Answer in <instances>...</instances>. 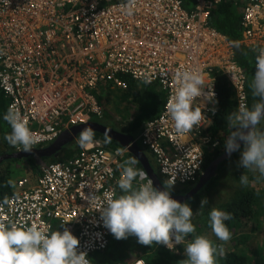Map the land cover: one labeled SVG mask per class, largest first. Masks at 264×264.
I'll return each mask as SVG.
<instances>
[{
	"label": "built area",
	"instance_id": "obj_1",
	"mask_svg": "<svg viewBox=\"0 0 264 264\" xmlns=\"http://www.w3.org/2000/svg\"><path fill=\"white\" fill-rule=\"evenodd\" d=\"M193 2V10H187L182 0H0V89L8 109H17L38 137L33 150L48 148L76 126L102 120L106 107L100 87L126 89L122 78L127 77L156 84L167 94L160 115L134 141L154 157L166 186L195 182L207 153L223 147L211 133L218 115L217 78L232 87L236 110L248 105L246 73L229 36L212 27L211 14L222 3L237 6L242 14L238 42L257 55L254 49L264 47V0ZM184 71L201 74L205 87L193 101L205 119L186 132L175 129L168 112ZM95 141L77 147L68 160L42 162L35 182L20 179L19 191L7 203L0 198V222L49 234L67 227L92 264L112 237L97 209L117 196L131 146L111 149ZM140 183L146 180L137 177Z\"/></svg>",
	"mask_w": 264,
	"mask_h": 264
},
{
	"label": "clouds",
	"instance_id": "obj_2",
	"mask_svg": "<svg viewBox=\"0 0 264 264\" xmlns=\"http://www.w3.org/2000/svg\"><path fill=\"white\" fill-rule=\"evenodd\" d=\"M232 44L236 48L240 47L238 41H233ZM254 51L257 53L256 71L250 84L253 103L250 107L239 105L236 111L227 115L229 132L225 139V152L231 155L234 151H240L242 142L239 164L245 170L257 173L256 179L260 180L264 179V127H261V122L264 121V47ZM178 80L179 87L169 102L168 112L177 131H191L205 119L199 107L193 108V101L204 92V80L201 74L192 71L178 74ZM150 82V79L145 80V83ZM3 119L11 128L5 135L8 144L19 147L24 152H31L38 143V137L29 128L27 119L14 107H9ZM95 142V131L89 126L81 130L75 145L76 148H87ZM105 142H111V137L106 135ZM129 156L122 165L117 196L107 197L97 209L104 226L116 239H126L132 235L143 245H152L154 242L163 244L166 250L175 255L179 253L172 248L173 238L176 245H184L186 238L191 235L192 239L184 247L186 259L181 264H217V258L225 255L224 244L232 238V233L225 224V221L232 219L231 213L217 208H212L209 212L210 227L222 242L219 245L205 235H195L192 208L188 203H181L171 197L170 190L174 181L166 186L159 170L152 167L165 187L164 190L157 189L148 172L142 166V169H137L138 165L135 167L137 159L130 154ZM137 177H143L146 183L137 184ZM240 183L248 185L246 174L240 176ZM185 186L187 185H179L180 188ZM7 202L5 198L3 203ZM206 204L207 199H203L201 209ZM78 245V238L67 227L63 232L56 230L49 234L36 226L21 227L15 223L8 225L0 222V264H89L87 254L78 251Z\"/></svg>",
	"mask_w": 264,
	"mask_h": 264
},
{
	"label": "trees",
	"instance_id": "obj_3",
	"mask_svg": "<svg viewBox=\"0 0 264 264\" xmlns=\"http://www.w3.org/2000/svg\"><path fill=\"white\" fill-rule=\"evenodd\" d=\"M184 8L191 10L194 8V0H182ZM242 19L241 11L237 6H233L229 3H222L217 6L211 14L210 23L219 32L229 36L230 40L238 41L242 35L240 22ZM236 61L244 69L247 77V93H248V106L250 107L253 103V97L250 89V79L253 77L255 69V54L250 52L241 46L239 48L235 47ZM126 80L127 92L125 93L128 99L132 100L136 105L138 112H142L138 117L133 120L127 127L124 134L131 136L133 139H137L142 130L144 124L148 121L142 122L146 119V112L150 116H154L157 111V116L162 112L165 105V97L167 99V94L156 84L146 85L136 82L131 78L124 77ZM216 87L219 93L218 100V115L214 121V125L211 128V133L214 137H217L221 143L223 140L221 136L218 135L220 130H225L227 122V115L233 111H236L235 94L232 87L223 77H218L216 82ZM2 91V90H1ZM0 91V93H2ZM4 94V93H3ZM5 96V95H4ZM102 96H99V100L103 102ZM1 98V94H0ZM5 100L7 102L8 99ZM9 101V100H8ZM164 102V103H163ZM104 103V102H103ZM9 104V103H8ZM6 105V104H5ZM8 107V106H7ZM161 107L160 113L159 108ZM2 110H6L5 107H1ZM8 110V109H7ZM6 110V112H7ZM155 117V118H156ZM154 119V118H153ZM152 120V119H151ZM6 122V121H5ZM142 123V124H141ZM3 124V123H1ZM7 124V130L10 132L11 128ZM261 127H264V121L261 122ZM105 139L99 133H95V139ZM99 139V140H100ZM4 141L7 148L13 147ZM110 147L119 148L120 146L111 141L108 143ZM140 148L145 150L141 145ZM243 147H241L242 149ZM240 149V151H241ZM79 149L76 145H69L65 148L60 159H70L74 157ZM240 151H237L234 156L224 160L220 163L218 172L214 178H212L207 185L199 191L194 198L188 200L186 203L194 210L201 204V201L211 195L212 192L218 193L219 186H221L220 180L225 174L226 165L229 162L234 163ZM221 151L217 150L215 152L207 153L203 170L213 161L217 160ZM33 158L28 159L31 161ZM57 159H45V162L56 161ZM151 162V161H150ZM36 172L39 171L37 166L33 164ZM137 169H142L138 165ZM156 170V168H155ZM157 171V170H156ZM9 177L5 174H0V198L4 199L15 194L14 189H12L11 184H9ZM200 176L197 178L196 182H193L185 186L181 191H178V195L187 194L198 182ZM236 181H240L236 178ZM231 190V197L227 198L225 202L216 203L214 208L223 210L225 212L231 213L232 219L225 221L230 232L232 233V243H235L234 248H225V255L223 257L217 258V264H264V237L256 239V242L251 243V234L248 235L244 232L250 227H259L261 224L260 216L264 211L263 197L257 189H250L247 186L241 185L239 187H229ZM200 200V203H199ZM212 208H207L202 211V215L198 216L196 223L197 231L204 230L205 234L213 239H216L217 245H219L218 238L214 235L210 224H209V212ZM203 234V235H205ZM234 239V240H233ZM140 250V257H143L147 264H181L184 259L181 256L172 254L165 249L163 244L153 243L152 245H143L138 242L137 237L128 236L126 239H116L112 234L110 243L107 249L103 253H96L93 256V264H128L130 263L131 253L136 249ZM236 248V249H235Z\"/></svg>",
	"mask_w": 264,
	"mask_h": 264
},
{
	"label": "rangeland",
	"instance_id": "obj_4",
	"mask_svg": "<svg viewBox=\"0 0 264 264\" xmlns=\"http://www.w3.org/2000/svg\"><path fill=\"white\" fill-rule=\"evenodd\" d=\"M241 6L243 7L244 4H242ZM252 78L250 79V84H251ZM99 93L102 96L101 98L104 101L106 112H105L104 118L97 122H99V124L102 123L103 125L109 128H113L115 130H118L124 133L127 130L128 125L137 116L138 110H137L136 105L133 103L132 100L128 99L127 96H119L120 92H116L114 95V98L107 92L105 93L104 88H102L99 91ZM1 107H5V104L1 103L0 101V157L5 154L13 153V151H11V148L5 147L6 144L4 141V137L7 133H9V131L7 130V124L5 120L3 119L4 114L6 113V110H2ZM138 114H142V112H138ZM228 132H229L228 124L226 125L225 130H220L218 132V135L221 136V139L223 140V143H222L223 147L220 150L222 154L220 156H222L225 152V139L228 135ZM103 142H102L103 145L109 146L108 143L105 142V139L103 140ZM242 150L243 148L241 149V151ZM32 158L33 159L31 161H27L26 159H16V160L13 159V160H9L3 163L4 165L0 164L1 165L0 174H5L6 176L9 177L8 179L9 181L12 182L11 187L12 189H14L15 193L19 191V189L17 188V182L20 179L26 178L30 180L40 175V168L43 165V163L40 159H37L35 157H32ZM239 161H240V154L234 163L229 162L226 165L225 174L222 176V179L220 180L221 186H219L218 193H216V191L212 192L209 197L205 198L207 199V204L204 206L203 209H201V204H200L194 210L192 222L194 223L195 226L198 220V216L199 214L200 216L202 215L201 213L203 210L207 208H214L216 207L215 206L216 203L225 202L227 198L231 197V190L229 189V187L241 186L242 184L240 183V181H236V178L238 177L240 180V176L243 174H246L249 179V183L247 187H249L250 189H257L258 192H260L261 196L264 198V179L257 180L256 177L258 174L245 170L243 167L240 166ZM33 164H35L37 168L39 169L38 172L35 171ZM157 176L159 177L158 174ZM199 203H200V200H199ZM263 203H264V199H263ZM260 218H261V222H260L261 225L258 228L253 226V227H250L244 230L246 234L248 235L251 234V243L252 241L256 242V239L253 240L254 238H260L261 240L264 237V211H263V214L260 216ZM203 234H205L204 230L197 231V228H196L195 235H203ZM205 236L207 235L205 234ZM207 237L217 244L218 241H216V239H213L209 236ZM191 239H192V236L190 235L188 238H186L184 245L183 244L176 245L174 238H173L174 247L172 248H174L175 251L179 253L177 255L181 256L183 259H186L184 247L186 246L187 242ZM234 245L235 243H232V240L224 244V246H227L228 248H231V247L234 248ZM140 253L141 252L139 249L134 250L133 253H131L132 256H131L130 262L137 258L144 259L143 257H140L141 255Z\"/></svg>",
	"mask_w": 264,
	"mask_h": 264
},
{
	"label": "water",
	"instance_id": "obj_5",
	"mask_svg": "<svg viewBox=\"0 0 264 264\" xmlns=\"http://www.w3.org/2000/svg\"><path fill=\"white\" fill-rule=\"evenodd\" d=\"M89 126L94 129L95 133H99L104 137L106 135L110 136L111 141L117 143L121 147H129V145L131 144V146L129 147V152L131 157H135L137 161L140 162L142 167L148 172L151 179L153 180L154 187L160 190H164L165 187L163 186L156 172L152 168L149 158L147 157L146 153L134 141V139L131 136H128L118 130L109 128L99 123H88V124L76 126L72 128L71 131L64 133L54 144H52L51 146L45 149L32 150L31 152H20V153L13 152L11 154H5L0 157V164H3L13 159L27 160L32 157L40 159L41 161H43L44 159L58 158V155L61 154L62 150L66 146L74 143L77 140L81 130ZM242 145L243 143L241 142V147ZM236 152L237 151L232 152L231 155H228L225 152L217 160L211 162L205 169L201 178L199 179L197 186H195L186 196H173L171 194V197L173 199L178 200L181 203H186L189 199L193 198L199 191H201L212 178L216 176L220 163L234 156Z\"/></svg>",
	"mask_w": 264,
	"mask_h": 264
},
{
	"label": "crops",
	"instance_id": "obj_6",
	"mask_svg": "<svg viewBox=\"0 0 264 264\" xmlns=\"http://www.w3.org/2000/svg\"><path fill=\"white\" fill-rule=\"evenodd\" d=\"M191 10H193V9H191ZM123 79V81H124V83L125 84H127L126 83V80H124V78H122ZM141 84H143V83H141ZM146 85H148V84H146ZM150 85H153V84H150ZM101 89L102 88H104V92L106 93H108V94H110L113 98H114V95H115V93L116 92H120V95L119 96H126V92H127V88L126 89H122L121 87H115V86H111V85H105V86H101L100 87ZM100 89V90H101ZM0 91H1V89H0ZM2 92V91H1ZM1 94V99H0V101H1V103H3V104H6L5 105V108H6V110L8 109V103H9V101L7 100V102H6V100H5V96H4V94H3V92L2 93H0ZM104 102V101H103ZM164 103V102H163ZM165 103H166V97H165ZM165 106V105H164ZM136 109V108H135ZM160 110H161V107L159 108V113H160ZM137 111V110H136ZM157 113H158V111H157ZM157 113L154 115V116H150L147 112H146V119H143L142 120V122L144 123L145 121H147V122H149V121H151V119L152 120H154V119H156L157 117H156V115H157ZM138 112H137V117H138ZM137 117H135V119L137 118ZM156 117V118H155ZM154 118V119H153ZM134 119V120H135ZM146 122V123H147ZM145 123V124H146ZM142 124V123H141ZM144 124V125H145ZM144 127V126H143ZM108 148H111V149H116V148H113V147H108ZM145 153H146V155H147V157L149 158V160L151 161L150 163H151V166L152 167H154V168H157V166H156V163H155V159H154V157L150 154V153H148V152H146L145 151ZM130 157V156H129ZM127 159H129V158H127ZM137 165H139V166H142L141 164H140V162L138 161V163L136 164V168H137ZM29 177V176H28ZM37 178H38V176L37 177H34V178H32V179H30L31 180V183H33V182H35L36 180H37ZM183 188H180V187H172L171 188V194L173 195V196H177L178 195V191H181Z\"/></svg>",
	"mask_w": 264,
	"mask_h": 264
},
{
	"label": "flooded vegetation",
	"instance_id": "obj_7",
	"mask_svg": "<svg viewBox=\"0 0 264 264\" xmlns=\"http://www.w3.org/2000/svg\"><path fill=\"white\" fill-rule=\"evenodd\" d=\"M92 123H94V122H92ZM70 131H71V130H70ZM62 135H63V134H62ZM62 135H61V136H62ZM61 136H60V137H61ZM60 137H59V138H60ZM75 142H76V141H75ZM75 142H74V143H72V144H70V145H73V144H75ZM68 146H69V145H68ZM66 147H67V146H66ZM66 147H65V148H66ZM65 148L62 150V152H61V154H60V155H62V154H63V152H64ZM60 155H58V157H59ZM53 159H57V158H53ZM48 160H50V159H48ZM42 162H45V159H44ZM2 165H4V164H2ZM0 166H1V165H0ZM92 264H93V263H92Z\"/></svg>",
	"mask_w": 264,
	"mask_h": 264
},
{
	"label": "bare ground",
	"instance_id": "obj_8",
	"mask_svg": "<svg viewBox=\"0 0 264 264\" xmlns=\"http://www.w3.org/2000/svg\"><path fill=\"white\" fill-rule=\"evenodd\" d=\"M141 131V130H140Z\"/></svg>",
	"mask_w": 264,
	"mask_h": 264
}]
</instances>
